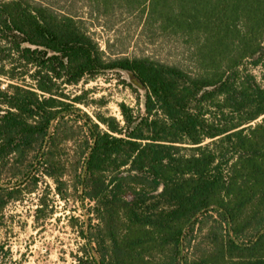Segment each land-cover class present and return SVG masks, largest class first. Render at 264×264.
Here are the masks:
<instances>
[{
    "label": "trees",
    "instance_id": "obj_1",
    "mask_svg": "<svg viewBox=\"0 0 264 264\" xmlns=\"http://www.w3.org/2000/svg\"><path fill=\"white\" fill-rule=\"evenodd\" d=\"M92 1L140 10L184 62L107 58L73 12L0 0V183L37 152L61 192V151L74 143L80 197L92 204L82 236L102 249L95 264H136L152 250L167 264H264V86L246 67L263 50L264 0ZM111 71L145 89L144 112L120 104L123 124L71 123L80 100L66 103L64 89ZM209 223V248L183 255Z\"/></svg>",
    "mask_w": 264,
    "mask_h": 264
},
{
    "label": "rangeland",
    "instance_id": "obj_2",
    "mask_svg": "<svg viewBox=\"0 0 264 264\" xmlns=\"http://www.w3.org/2000/svg\"><path fill=\"white\" fill-rule=\"evenodd\" d=\"M42 1L83 18L85 28L100 44L107 58L148 56L163 62H184L182 52L175 49L172 40L144 28L145 15L140 10L130 12L121 5L105 9L92 0ZM256 60L257 66L251 65L252 60H249L246 67L264 86V46ZM27 81L32 83L30 77ZM64 90L66 103H74V98L80 100L74 103L80 112L69 116L71 123L82 122L79 114H86L94 121L102 115L114 117L123 124L120 104H126L134 112H144L146 91L132 74L124 71L86 78ZM75 146L70 143L61 151V169L66 174L61 192L57 190V183L44 175V164L40 157L36 158L37 152L32 153L23 165L14 159L8 173L3 172L0 188L6 191H0V195L15 193L13 198L7 197L6 206L0 208V264H80V259L86 261L83 264H95L94 260H100L102 249L96 242L89 243L82 236L83 232L90 231L89 209L92 204L82 202L80 197L77 183L80 171L76 172L79 157ZM32 162L34 167L26 175ZM91 217V232L97 234L98 221ZM213 225L209 223L202 230L197 226L195 239L183 255L191 258L207 250L210 244L208 234ZM224 232L225 229L217 233ZM135 257L136 264L169 262L155 250Z\"/></svg>",
    "mask_w": 264,
    "mask_h": 264
}]
</instances>
